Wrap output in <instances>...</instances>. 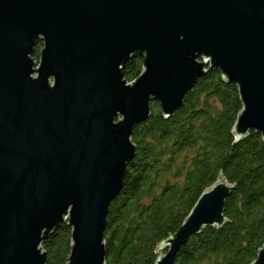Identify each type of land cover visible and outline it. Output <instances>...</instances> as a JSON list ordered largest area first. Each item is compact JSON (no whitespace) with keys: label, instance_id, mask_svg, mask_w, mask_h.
<instances>
[{"label":"water","instance_id":"water-1","mask_svg":"<svg viewBox=\"0 0 264 264\" xmlns=\"http://www.w3.org/2000/svg\"><path fill=\"white\" fill-rule=\"evenodd\" d=\"M135 54L143 71L128 83ZM212 67L239 88L236 139L264 140V0H0V264H46L41 244L62 222L68 264H106L134 128L153 100L172 117ZM233 189L222 178L206 189L155 264L223 227Z\"/></svg>","mask_w":264,"mask_h":264},{"label":"trees","instance_id":"trees-1","mask_svg":"<svg viewBox=\"0 0 264 264\" xmlns=\"http://www.w3.org/2000/svg\"><path fill=\"white\" fill-rule=\"evenodd\" d=\"M143 60L135 54L126 62V80L139 77ZM150 105L148 120L133 130L135 157L110 204L106 264H155L166 253L158 252L160 243L220 178L234 185L226 200L228 222L191 236L175 264H253L264 246V140L255 130L236 139L243 108L237 84L212 67L172 117L163 116L159 101ZM71 245L72 228L62 222L42 242L46 264H68Z\"/></svg>","mask_w":264,"mask_h":264},{"label":"rangeland","instance_id":"rangeland-1","mask_svg":"<svg viewBox=\"0 0 264 264\" xmlns=\"http://www.w3.org/2000/svg\"><path fill=\"white\" fill-rule=\"evenodd\" d=\"M41 43V42H40ZM42 44V43H41ZM42 46H43V44H42ZM41 50H42V47L39 49L38 47H35V50H34V53L31 55V58H33L32 60L33 61H39V59H40V52H41ZM35 53H38V56L39 57H35L34 55H35ZM39 66V63H37V65L35 66V68H37ZM142 71H143V69H142ZM142 71H141V73H142ZM140 73V74H141ZM132 81H134V80H131V81H128L127 80V82L128 83H130V82H132ZM52 85V84H51ZM116 122H117V119H116ZM42 245V244H41ZM160 251H162V252H166V251H164V250H162V249H158V252H160ZM42 252H44V250H42Z\"/></svg>","mask_w":264,"mask_h":264}]
</instances>
